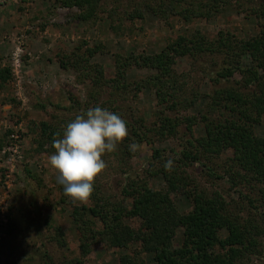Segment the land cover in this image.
Here are the masks:
<instances>
[{"label":"trees","instance_id":"obj_1","mask_svg":"<svg viewBox=\"0 0 264 264\" xmlns=\"http://www.w3.org/2000/svg\"><path fill=\"white\" fill-rule=\"evenodd\" d=\"M65 8L79 9L77 18L86 24H97L101 0H57ZM135 4L127 19L143 20L145 11L169 23L171 17L180 18L186 25L194 20H211L226 9L236 7L252 15L259 25V33L240 39L230 31L221 30L213 39L199 30L186 32L171 41L154 55L132 52L128 56L117 54L115 76L107 79L104 67L93 62L104 52L103 46L82 42L71 53H62L58 62L63 70H73L78 79L90 85L88 105L101 104L102 108L118 113L113 107L119 98L132 94L135 99L146 90L155 94L158 111L151 125L134 127L131 136L118 147L124 158L132 156L129 145L133 142L152 146L149 165L151 178L161 177L166 187L154 189L148 180L131 181L123 188V199L114 200L105 195L95 182L90 198L93 206L74 205L61 193V204L73 211V223L80 232V257L64 264H83L100 245L108 249L133 251L120 257V264H242L256 251L264 230L252 215L246 218L233 211L218 193L191 186L186 172L188 166L220 157L232 152L228 160L229 178L235 186L264 187V136L257 134L255 126L264 118V0H141ZM221 57L212 81L218 86L212 93L190 89L185 74L177 71V61L191 58ZM136 67L150 70L152 75L140 80L131 78ZM238 76L235 86H220ZM11 71L0 68V86L11 80ZM110 89V98L103 105L102 96ZM73 105L77 103L73 99ZM203 103L200 121L189 113ZM87 109L85 110V112ZM182 112H185L182 114ZM202 124L204 135L192 136L171 158L163 149L154 147L155 141L177 138L180 127L189 131ZM65 123L42 121L33 123L39 131L40 152L54 154L53 142L63 137ZM60 133V137L56 133ZM115 151V152H117ZM173 167L167 171L165 162ZM244 186V187H245ZM262 201L264 202V188ZM186 192L191 210L181 212L175 202L176 194ZM243 201L253 205L254 200L243 194ZM182 231L180 245L176 246L178 232ZM57 230V240L63 238ZM146 256H151L150 262Z\"/></svg>","mask_w":264,"mask_h":264},{"label":"rangeland","instance_id":"obj_2","mask_svg":"<svg viewBox=\"0 0 264 264\" xmlns=\"http://www.w3.org/2000/svg\"><path fill=\"white\" fill-rule=\"evenodd\" d=\"M134 4L132 0H101L99 20L93 25L77 18L78 8L62 7L57 0H0V68H8L12 76L7 84L0 86V264H64L81 255L80 232L71 217L73 209L61 204L58 174L48 163L51 154L39 151L41 139L33 125L42 121L71 122L81 112L94 108L88 105L90 85L81 82L73 70L61 69L60 54L71 53L85 41L91 46L101 44L104 52L93 62L101 64L106 78L111 79L115 76L117 54L128 56L137 51L154 55L178 36L193 30L211 39L221 30L230 31L240 39L256 36L260 31L256 18L236 7L209 21L199 19L186 25L178 17H171L166 23L148 11L143 20L130 21L127 12L133 11ZM222 60L218 56L204 57L198 62L185 58L177 61L176 68L185 74L190 89L212 93L218 87L212 81L214 72ZM152 74L150 70L134 67L130 75L140 80ZM238 80L236 76L220 86H235ZM110 92L107 89L102 96L103 105L107 104ZM73 99L77 101L75 105ZM156 102L155 94L146 90L138 99L130 94L113 104L126 121L129 136L134 127L149 126L156 120L155 112L159 110ZM203 105L189 110L197 121ZM255 129L264 136V118ZM202 135L200 122L193 131L183 125L177 138L155 141L154 147L177 159L175 152L182 150L188 139ZM141 145L142 150L133 152L129 158L123 159L117 150L103 157L107 168L96 184L115 201L123 199V188L131 181L148 180L154 189L166 187L161 177L154 179L149 175L153 147ZM231 157L232 152L227 151L212 163L203 160L188 166L191 186L209 194H220L233 211L245 218L249 215L257 218L264 230L260 191L264 187L235 186L227 174ZM243 194L254 200L253 205L243 201ZM174 196L181 212L191 210L186 192ZM86 205L93 206L92 201ZM57 230L64 235L59 241ZM181 235L179 231L176 246L181 244ZM258 242L256 251L242 264H264V234ZM127 252L133 253L100 245L83 264H120V257ZM151 259L146 256L147 262Z\"/></svg>","mask_w":264,"mask_h":264},{"label":"clouds","instance_id":"obj_3","mask_svg":"<svg viewBox=\"0 0 264 264\" xmlns=\"http://www.w3.org/2000/svg\"><path fill=\"white\" fill-rule=\"evenodd\" d=\"M128 135L127 123L120 115L97 106L77 115L66 125L63 137L54 140L55 152L48 163L74 205L89 203L97 178L107 168L103 157L115 152ZM142 147L133 142L129 150L136 152ZM164 167L171 171L173 162L166 161Z\"/></svg>","mask_w":264,"mask_h":264}]
</instances>
